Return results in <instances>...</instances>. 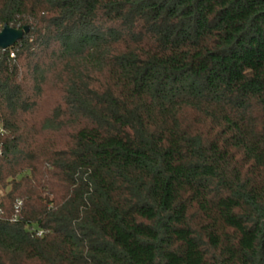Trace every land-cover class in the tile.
<instances>
[{"label": "trees", "instance_id": "16d2710c", "mask_svg": "<svg viewBox=\"0 0 264 264\" xmlns=\"http://www.w3.org/2000/svg\"><path fill=\"white\" fill-rule=\"evenodd\" d=\"M4 25L30 30L0 50V264H264V0H0Z\"/></svg>", "mask_w": 264, "mask_h": 264}, {"label": "water", "instance_id": "95a60500", "mask_svg": "<svg viewBox=\"0 0 264 264\" xmlns=\"http://www.w3.org/2000/svg\"><path fill=\"white\" fill-rule=\"evenodd\" d=\"M29 30V26H25L22 29H12L4 25L0 30V50L5 51L13 47L29 32Z\"/></svg>", "mask_w": 264, "mask_h": 264}, {"label": "rangeland", "instance_id": "374dc122", "mask_svg": "<svg viewBox=\"0 0 264 264\" xmlns=\"http://www.w3.org/2000/svg\"><path fill=\"white\" fill-rule=\"evenodd\" d=\"M55 95L56 94L54 92H50V98L48 97L43 101L39 111L40 116L43 117L46 114L45 112L48 109V104L51 103V101L55 98ZM8 191H9V186L6 185V182H3V184L0 183V198L4 196Z\"/></svg>", "mask_w": 264, "mask_h": 264}]
</instances>
